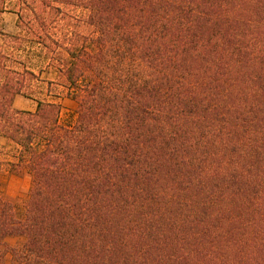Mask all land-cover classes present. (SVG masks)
Segmentation results:
<instances>
[{"label": "trees", "instance_id": "trees-1", "mask_svg": "<svg viewBox=\"0 0 264 264\" xmlns=\"http://www.w3.org/2000/svg\"><path fill=\"white\" fill-rule=\"evenodd\" d=\"M4 11L0 135L30 186L0 189V264H264V0Z\"/></svg>", "mask_w": 264, "mask_h": 264}, {"label": "crops", "instance_id": "crops-1", "mask_svg": "<svg viewBox=\"0 0 264 264\" xmlns=\"http://www.w3.org/2000/svg\"><path fill=\"white\" fill-rule=\"evenodd\" d=\"M16 15L12 12H0V30L4 33H13L15 31ZM2 34L0 33V42ZM43 77L46 79L55 80L56 74L51 71L44 72ZM66 98H59L61 104L66 102ZM13 107L18 110L34 111L36 108V101L16 95L13 99ZM13 144L9 140L0 135V189L4 191L8 198H14L25 194L30 186V178L27 174L17 175L9 171L6 162L13 160L12 158Z\"/></svg>", "mask_w": 264, "mask_h": 264}, {"label": "rangeland", "instance_id": "rangeland-1", "mask_svg": "<svg viewBox=\"0 0 264 264\" xmlns=\"http://www.w3.org/2000/svg\"><path fill=\"white\" fill-rule=\"evenodd\" d=\"M14 29H15V31H16V26L14 27ZM14 31V32H15ZM52 73H55L56 74V72L55 71H51ZM56 78V77H55ZM60 92H62V95H64L63 93V90L61 89V90H59ZM41 97H44V95H41ZM62 98H66L67 100H66V102H64L63 104H62V117L64 118V119H68V118H70L71 116H72V114H73V112H74V110H75V107H76V104H75V102L72 100V99H70V98H68V97H65V96H63V97H61V100H62ZM3 191V190H2ZM4 192V191H3ZM5 194V193H4ZM23 195V194H22ZM21 195H19V196H15L14 198H10V199H15V198H17V197H20ZM20 238H17V237H6L5 239H4V241H5V244L6 245H8V246H13V245H17L19 242H20ZM3 246L2 245H0V248H2ZM5 262L7 263V264H11L12 263V259H11V256L7 253L6 255H5Z\"/></svg>", "mask_w": 264, "mask_h": 264}]
</instances>
